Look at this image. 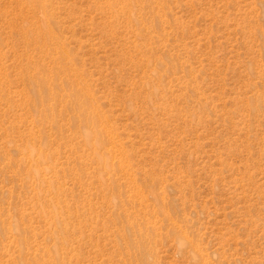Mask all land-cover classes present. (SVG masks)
Masks as SVG:
<instances>
[{"label":"rangeland","instance_id":"rangeland-1","mask_svg":"<svg viewBox=\"0 0 264 264\" xmlns=\"http://www.w3.org/2000/svg\"><path fill=\"white\" fill-rule=\"evenodd\" d=\"M0 264H264V0H0Z\"/></svg>","mask_w":264,"mask_h":264},{"label":"bare ground","instance_id":"bare-ground-1","mask_svg":"<svg viewBox=\"0 0 264 264\" xmlns=\"http://www.w3.org/2000/svg\"><path fill=\"white\" fill-rule=\"evenodd\" d=\"M41 30L43 31V33H45L47 36H49V34L51 33L50 30L46 29L45 27H42ZM51 35V34H50ZM91 138V136H87V141H89Z\"/></svg>","mask_w":264,"mask_h":264}]
</instances>
